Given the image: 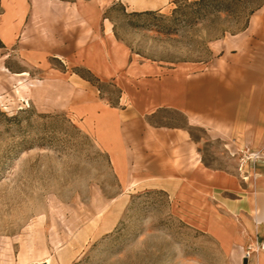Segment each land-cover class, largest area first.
Returning <instances> with one entry per match:
<instances>
[{"label": "rangeland", "instance_id": "374dc122", "mask_svg": "<svg viewBox=\"0 0 264 264\" xmlns=\"http://www.w3.org/2000/svg\"><path fill=\"white\" fill-rule=\"evenodd\" d=\"M20 1L4 0L10 15L21 14L14 9ZM102 1L110 6L115 35L141 57L198 66L218 56L264 4L177 0L169 11L135 14L121 1ZM8 28L4 20L6 37ZM20 48L18 39L0 47V264H16L19 256L40 264H246V258L247 264H264V234L251 237L210 193L176 199L143 189L123 197L109 155L70 111L52 109L65 90L31 80L28 72L19 75L27 67ZM99 92L111 101L118 95L110 85ZM159 119L186 124L179 113ZM192 133L205 164L237 171L246 181L251 161L242 165L241 152L232 154L204 128L193 127Z\"/></svg>", "mask_w": 264, "mask_h": 264}, {"label": "crops", "instance_id": "0c3cea01", "mask_svg": "<svg viewBox=\"0 0 264 264\" xmlns=\"http://www.w3.org/2000/svg\"><path fill=\"white\" fill-rule=\"evenodd\" d=\"M117 1L128 12L176 6V0ZM109 8L102 0H21L14 4L21 14L10 15L4 3L0 36L5 46L17 39L21 45L27 67L19 75L28 72L31 80L65 90L52 109L70 111L109 155L123 197L143 189H160L176 199L210 193L251 237L264 234V160L246 165L245 181L237 171L205 164L192 133L193 127L204 128L223 139L232 154L264 152V4L218 56L199 66L141 57L115 35ZM4 20L7 37L1 29ZM79 70L117 88L116 99L101 95ZM169 112L181 114L186 124L159 119ZM40 263L19 256L16 264Z\"/></svg>", "mask_w": 264, "mask_h": 264}, {"label": "trees", "instance_id": "16d2710c", "mask_svg": "<svg viewBox=\"0 0 264 264\" xmlns=\"http://www.w3.org/2000/svg\"><path fill=\"white\" fill-rule=\"evenodd\" d=\"M205 1L206 0H198V1H195V2H197V3H204ZM175 2H177V0ZM144 12H155V11H150L149 10V11L131 12V13L139 14V13H144ZM0 47H5L4 43L1 40H0ZM79 72H80V74L82 76L86 77L93 84H95L101 91L104 89L105 84H103V82L99 78H97V77H95V76H93V75H91L89 73H84L82 70H79ZM107 85H110V84H107ZM111 85H114V84H111Z\"/></svg>", "mask_w": 264, "mask_h": 264}, {"label": "built area", "instance_id": "2783aa9c", "mask_svg": "<svg viewBox=\"0 0 264 264\" xmlns=\"http://www.w3.org/2000/svg\"><path fill=\"white\" fill-rule=\"evenodd\" d=\"M242 153L241 157V164L244 165L248 163L249 161H258V160H264V152L263 151H249V150H241Z\"/></svg>", "mask_w": 264, "mask_h": 264}, {"label": "water", "instance_id": "95a60500", "mask_svg": "<svg viewBox=\"0 0 264 264\" xmlns=\"http://www.w3.org/2000/svg\"><path fill=\"white\" fill-rule=\"evenodd\" d=\"M244 262L247 264V262H248L247 258L244 260Z\"/></svg>", "mask_w": 264, "mask_h": 264}]
</instances>
